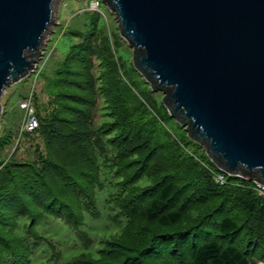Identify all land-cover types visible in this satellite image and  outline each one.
<instances>
[{"label": "trees", "instance_id": "16d2710c", "mask_svg": "<svg viewBox=\"0 0 264 264\" xmlns=\"http://www.w3.org/2000/svg\"><path fill=\"white\" fill-rule=\"evenodd\" d=\"M89 20L90 35L48 80L47 107L36 105L43 149L36 145L27 161L0 159V264H30L43 214L63 219L87 248L83 213L97 218L104 209L116 232L67 264L264 261V198L254 183L226 175L217 184L220 170L203 147L178 123L177 134L169 130L173 118L145 94V82L131 81L137 73L115 58L99 16ZM21 219L24 235L16 233Z\"/></svg>", "mask_w": 264, "mask_h": 264}, {"label": "water", "instance_id": "95a60500", "mask_svg": "<svg viewBox=\"0 0 264 264\" xmlns=\"http://www.w3.org/2000/svg\"><path fill=\"white\" fill-rule=\"evenodd\" d=\"M53 1L0 0V97L41 58ZM101 1L188 138L220 171L264 185V0Z\"/></svg>", "mask_w": 264, "mask_h": 264}, {"label": "rangeland", "instance_id": "374dc122", "mask_svg": "<svg viewBox=\"0 0 264 264\" xmlns=\"http://www.w3.org/2000/svg\"><path fill=\"white\" fill-rule=\"evenodd\" d=\"M94 2H98L97 7L93 5ZM52 10L54 21L49 25L44 35L41 58L36 63L35 68L28 75L5 88L1 94L0 144L6 140L7 136H10V142L3 149H0V159L15 158L27 161L36 157V145L43 149L42 139L37 135L38 121L37 127L34 129L24 130L23 124L28 118L26 116L29 115L30 109L22 107V105L27 102L28 106L32 108L34 117H36L37 104L47 107L51 99L48 92V80L54 76L55 71L60 66L64 53L71 51L72 44H80L90 35L88 26L91 25V21L89 17L93 21L99 16V20L103 22L100 34L102 32L103 35L107 36L109 43L113 45L115 58L119 59L120 57L129 70H131L130 67H133L132 48L120 35L118 20L114 12L101 0H54ZM136 73L132 74L131 72V81L133 79L135 83L138 81L145 82L147 85L144 88L145 94L160 102L167 112V118L171 117L161 101L163 92L161 90L153 91L145 78L138 71ZM136 86L140 90V86L138 84ZM101 100L98 101V106L101 105ZM44 111L47 112L46 109H42V114ZM93 119L96 125L103 118L98 111ZM175 122L174 118L173 120L169 119L166 126L172 133L177 134L178 130L174 127ZM145 181L146 179H143L139 184H143ZM96 200L97 204L102 207L103 201L99 196ZM23 221L25 220L21 219L16 227L17 234L24 235L21 226ZM83 221L84 223L80 228L91 239L87 248H84L79 241L77 230H73L63 219L43 214L35 226L38 235L41 236V241L32 251L30 264H67L83 250L95 252L100 245L99 240L107 238L108 235L117 230L106 209L100 211L97 218H92L86 212L83 213ZM252 264H264V261L258 260Z\"/></svg>", "mask_w": 264, "mask_h": 264}, {"label": "built area", "instance_id": "2783aa9c", "mask_svg": "<svg viewBox=\"0 0 264 264\" xmlns=\"http://www.w3.org/2000/svg\"><path fill=\"white\" fill-rule=\"evenodd\" d=\"M93 5L95 7H97L98 2H94ZM22 107L30 109V111L28 113L29 115L26 116L28 118L25 120V123L23 124L24 125V130H32L35 127H37V119L32 114V108L30 106H28L27 102L23 103ZM226 175L227 174L222 172V171H215V172H213V180L217 184L223 185L224 183H226ZM253 183H254L253 184V188L256 191V193L264 198V185L260 184V183H256V182H253Z\"/></svg>", "mask_w": 264, "mask_h": 264}]
</instances>
